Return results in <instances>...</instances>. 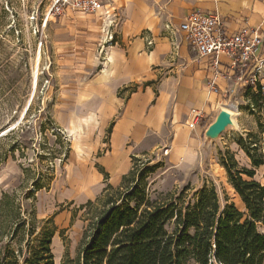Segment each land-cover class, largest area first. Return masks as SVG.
<instances>
[{"label": "crops", "instance_id": "0c3cea01", "mask_svg": "<svg viewBox=\"0 0 264 264\" xmlns=\"http://www.w3.org/2000/svg\"><path fill=\"white\" fill-rule=\"evenodd\" d=\"M104 2L119 20L113 29L115 42L104 48L101 58L96 54L103 36L98 14L75 12L49 22L56 47L91 53L86 80L76 91L80 102L69 115V127L85 128L89 137L79 178L71 181L73 198L82 204L107 185L119 186L133 162L149 154L163 150L170 159H196L207 140L206 129L226 110V102L243 97L247 83L242 77L249 71L234 67L224 55L214 67L179 31L190 12L216 13L230 33L258 28L264 55V0ZM261 75L264 85V65ZM197 113L200 119L190 128ZM206 117L213 122L202 124Z\"/></svg>", "mask_w": 264, "mask_h": 264}, {"label": "rangeland", "instance_id": "374dc122", "mask_svg": "<svg viewBox=\"0 0 264 264\" xmlns=\"http://www.w3.org/2000/svg\"><path fill=\"white\" fill-rule=\"evenodd\" d=\"M47 7L48 0H0V195L20 185L34 190L33 181L42 183L43 188L27 204L33 205L39 219L53 218L57 231L51 248L54 264H60L65 251L75 257L83 228L102 203L96 201L100 194L86 207V202L73 198L71 186V181L79 178L78 166L84 162L89 137L85 128L69 127V115L80 102L76 91L86 80L91 53L88 49L59 48L51 42L50 21L45 28L40 25ZM99 50L96 54L101 58ZM246 105L244 95L226 102L223 107L231 114L230 124L218 134L207 133L196 159H170L163 150L157 153L161 158L149 154L141 159L142 163L136 164L139 168L147 161L148 165L159 163L144 177L150 199L185 185L192 192L206 184L214 186L221 207L227 197L242 210L217 159L229 151L240 166L251 168L236 143L255 129ZM209 121L213 118H204L202 124ZM254 178L264 186V165L255 169ZM258 230L264 233L261 225Z\"/></svg>", "mask_w": 264, "mask_h": 264}, {"label": "trees", "instance_id": "16d2710c", "mask_svg": "<svg viewBox=\"0 0 264 264\" xmlns=\"http://www.w3.org/2000/svg\"><path fill=\"white\" fill-rule=\"evenodd\" d=\"M243 95L255 129L236 143L251 168L240 166L229 151L217 159L242 210L227 197L221 207L214 186L206 184L150 199L144 177L159 163L139 168L142 162L135 160L119 186L107 185L96 198L102 208L88 218L75 257L65 251L60 264H263L258 226L264 228V186L254 176L264 165V86L247 84ZM32 186L0 195V264H54L57 227L27 204L43 188L38 180ZM93 204L88 200L85 206Z\"/></svg>", "mask_w": 264, "mask_h": 264}, {"label": "built area", "instance_id": "2783aa9c", "mask_svg": "<svg viewBox=\"0 0 264 264\" xmlns=\"http://www.w3.org/2000/svg\"><path fill=\"white\" fill-rule=\"evenodd\" d=\"M75 12L99 15L103 31L98 43L100 53L115 42L116 33L113 29L118 25L119 16L115 9L105 5L104 0H48V7L40 19V25L45 28L50 20ZM178 29L191 49L201 57L211 59L214 67L218 66L220 55L227 56L234 67L249 71L242 77L247 84H262L264 55L260 54L259 50L263 39L258 28L246 26L230 33L224 28L219 15L197 9L182 20ZM151 44L152 40H147V45ZM212 86L213 91H216L215 86ZM199 119L200 113L195 114L188 126L193 128Z\"/></svg>", "mask_w": 264, "mask_h": 264}, {"label": "water", "instance_id": "95a60500", "mask_svg": "<svg viewBox=\"0 0 264 264\" xmlns=\"http://www.w3.org/2000/svg\"><path fill=\"white\" fill-rule=\"evenodd\" d=\"M230 122V115L225 110L221 111L216 120L208 127L206 135L207 133L210 135L220 133Z\"/></svg>", "mask_w": 264, "mask_h": 264}, {"label": "bare ground", "instance_id": "6f19581e", "mask_svg": "<svg viewBox=\"0 0 264 264\" xmlns=\"http://www.w3.org/2000/svg\"><path fill=\"white\" fill-rule=\"evenodd\" d=\"M225 111L230 115V120H231V114H230V112L228 110H225Z\"/></svg>", "mask_w": 264, "mask_h": 264}]
</instances>
